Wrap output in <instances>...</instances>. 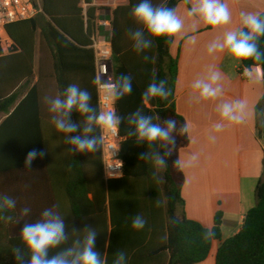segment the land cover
Listing matches in <instances>:
<instances>
[{"label": "crops", "instance_id": "0c3cea01", "mask_svg": "<svg viewBox=\"0 0 264 264\" xmlns=\"http://www.w3.org/2000/svg\"><path fill=\"white\" fill-rule=\"evenodd\" d=\"M129 2L130 0H93V6L114 10ZM196 2L197 0H187L177 5V15L184 21L185 28L170 45V54L179 60L175 87L176 111L186 120L189 139L188 146L178 151V160L187 161L192 155L198 156L194 166L180 168L184 179L181 196L185 204L178 213L184 212L188 219L197 221L208 229L213 228L215 216L221 213L222 239L226 240L241 231L246 214L257 205L255 190L264 177V80L261 68L259 73L256 67L252 68L251 79L242 77L239 74L241 61L235 60L227 52L210 57L207 47L211 41L222 39L224 31L239 27L241 11L263 14L264 0H224L229 6L232 20L223 30H213L198 17L188 16V8ZM80 7L84 11L87 9L84 3ZM109 14L111 12L100 16L99 25L101 21H110L107 18ZM41 23L44 25L43 20ZM193 25L196 28L194 32L191 30ZM108 32L109 28L104 26L98 31L105 36H108ZM74 34L85 44H90L88 35L77 30ZM187 36H195V43L185 45ZM6 37L14 47L7 31ZM46 43L47 54L43 59L38 32L32 86L39 82V69L44 67L45 75L40 91L43 101L41 111L35 117L31 113V117L26 115L23 119L20 116L14 121L9 120L15 108L10 113L0 114V126L3 124L0 194L17 200L16 211L5 212L4 215L16 216L19 209L25 206L32 209V216L27 221L15 224L3 219V228L13 227L20 234L25 223H34L43 209L55 205L65 216L70 234L72 230L80 232L89 228L96 229V249L106 258L112 236V218L103 155L98 150L95 153H73L70 150L72 146L66 142L64 135L58 133L52 125V114L48 111L45 97H54L63 92L57 80V60L53 58V46L48 41ZM7 46L4 43L2 47L6 54L11 51L7 50ZM213 66L222 73L224 95L215 101H198L192 95V83L205 78ZM94 71L95 61L92 63L89 60L74 59L69 62L67 72L68 85L75 83L88 90L93 105L96 99L98 102ZM27 91L19 95L15 106ZM233 100L245 103V122L226 125L220 132H216L214 125L220 122L218 105ZM144 105L149 108L147 102ZM130 109L133 110L132 104ZM142 109L140 105L139 110ZM82 120L83 117L80 116V123ZM23 130L30 131V141L22 140L20 134ZM213 136L214 140L211 139ZM27 146H31L30 149ZM33 150L45 155L43 158L38 156L31 167L26 168V157ZM114 191L117 193V187H114ZM130 195L132 196L125 193L126 203H130ZM129 206L127 209H130ZM162 209L161 202L159 210ZM77 235L80 233L73 234L72 238ZM130 241L133 239L125 240ZM162 242L163 237L159 234L156 243L161 245ZM220 244L221 241H214L208 258L200 264H215Z\"/></svg>", "mask_w": 264, "mask_h": 264}, {"label": "trees", "instance_id": "16d2710c", "mask_svg": "<svg viewBox=\"0 0 264 264\" xmlns=\"http://www.w3.org/2000/svg\"><path fill=\"white\" fill-rule=\"evenodd\" d=\"M137 2L138 0H130L128 5L111 10L107 7H94L93 0H41L42 13L39 17L8 25L6 31L13 40L14 47L6 54L0 44V114L10 113L15 108L9 120L14 121L20 116L23 119L26 115L31 117V113L35 117L43 107L40 91L45 75L44 67L39 69V82L32 86L38 32L43 59L47 54L46 41L53 46V58L57 60V80L63 92L68 86L69 62L74 59L89 60L92 63L95 61L92 40L90 44H85L74 31L83 32L92 39L96 32L102 30L98 22L100 16L111 12L107 17L111 21L107 37L113 46L115 80L120 74L131 75L133 92L116 102L117 115L122 118L118 129L122 138L124 175L120 179L108 181L112 236L105 258L107 264H113L114 255L121 250L128 256V264H200L208 258L216 240L221 241V244L215 264H264V177L255 190L257 205L246 214L241 231L226 240L222 239L221 213L215 216L212 229L188 219L184 212L178 213L185 204L181 196L183 174L177 167L178 151L189 144L188 135L180 134L187 126L186 120L176 111L175 106L179 60L170 54L171 42L163 39L154 41L152 48L146 53L150 57L147 62L134 51L129 33L138 27L131 15V9ZM153 2L176 9L180 2L187 0ZM82 3L87 6L86 11L80 7ZM260 48L264 51V40L261 41ZM246 67L252 69L257 66L253 61H241L239 71ZM259 68L264 80V64ZM94 77L96 80V71ZM153 79L167 82L171 91L167 101L159 98L143 100V93ZM24 91H27L25 97L15 106L16 100ZM145 102L149 108L145 107ZM131 104L133 110L130 109ZM140 105L144 114L152 115L161 124L165 120L176 123L173 134L175 143L170 147L168 167L158 174L163 177L162 182L155 178V170L150 163L140 159L141 154L148 151L147 146L137 144L135 137L128 135L133 129L127 123V118L139 110ZM93 107L99 111L97 99ZM71 117L74 123L81 126L82 131L80 116L73 112ZM29 132H21L23 141L32 139ZM96 134H100L99 130ZM98 151L102 153V148ZM160 151L163 155L164 150ZM2 156L3 124L0 126V175L3 174ZM114 187H117V193ZM125 193L132 194L130 203L125 202ZM161 202L163 209L159 210ZM128 205L130 209H127ZM136 215H142L147 221L142 231L132 228V220ZM209 230L214 236L205 239L204 234ZM159 234L163 237L161 245L156 243ZM19 237L15 228H3V219H0V264H15L11 249L22 247ZM131 238L133 241L125 242ZM54 254L49 253L50 256Z\"/></svg>", "mask_w": 264, "mask_h": 264}, {"label": "clouds", "instance_id": "9594fccd", "mask_svg": "<svg viewBox=\"0 0 264 264\" xmlns=\"http://www.w3.org/2000/svg\"><path fill=\"white\" fill-rule=\"evenodd\" d=\"M189 17H198L205 25L213 30L225 29L232 20L229 6L224 0H197L187 12ZM131 15L138 25L135 31L129 33L132 47L138 55H142L145 62L150 57L146 54L153 46L155 40L163 39L165 42H175L185 28L184 21L177 15L175 8L165 4H156L153 0H138L131 9ZM196 30L195 26L191 29ZM195 36H187L185 45L194 44ZM264 40V14L255 12H240L239 27L235 30L224 31L222 39H216L208 44L207 52L210 57L218 53L227 52L237 61H253L256 71L264 64V51L260 48ZM252 69L245 68V75L251 79ZM259 79L257 75L256 80ZM222 73L214 66L211 67L205 78L197 79L192 83V95L198 101H215L224 95L221 83ZM256 82V81H253ZM100 85L104 92L105 102L115 104L133 92V78L128 74H120L114 83L101 80L94 81ZM171 91L165 80H155L147 86L143 93V100L150 101L155 98L167 101ZM92 96L86 89L78 84H69L61 95L45 97L48 111L52 114L51 123L58 133H62L73 153H95L104 145L105 135L114 132L120 125L122 118L113 109L98 111L93 107ZM246 105L242 100L223 102L218 105L217 111L220 122L214 125L215 131L220 132L226 125H240L246 119ZM83 117L82 131L80 125L72 122L73 112ZM132 127L128 133L136 139L137 144L146 145L148 151L141 154L140 159L150 163L155 170L154 176L158 181L163 177L158 174L168 167L170 147L174 145V132L176 123L165 120L161 124L152 115L137 110L127 118ZM99 130L100 134L97 135ZM188 126L180 134H187ZM215 139V137H211ZM160 150H164L161 154ZM45 153L35 150L28 153L25 167L30 168L39 156ZM198 161L197 155H192L187 161H177V167H192ZM17 200L9 195L0 194V219H7L18 224L27 221L32 216V209L28 206L19 209L18 215H7L5 212H15ZM147 221L142 215H136L132 220V228L142 231ZM65 216L57 206L43 209L34 223H25L20 232L22 247L11 249L15 264H107L105 257L96 249V229H86L72 234L67 230ZM80 233L75 238L72 235ZM214 233L205 232L204 238L210 239ZM54 252V255H49ZM128 256L121 250L114 255L113 264H128Z\"/></svg>", "mask_w": 264, "mask_h": 264}, {"label": "built area", "instance_id": "2783aa9c", "mask_svg": "<svg viewBox=\"0 0 264 264\" xmlns=\"http://www.w3.org/2000/svg\"><path fill=\"white\" fill-rule=\"evenodd\" d=\"M42 13L41 0H0V44H8L7 50H13V44L6 37V27L8 25L28 21ZM100 26L111 27L110 21H101ZM6 37V38H5ZM8 40V41H7ZM91 48L95 55L96 78L115 82L113 46L109 37L96 32L92 36ZM242 77L245 69L239 71ZM98 109L107 111L113 109L117 114L116 103L109 105L105 102L104 92L100 85H97ZM122 138L117 129L105 135L102 155L104 162V174L107 181L120 179L124 175V164L121 157Z\"/></svg>", "mask_w": 264, "mask_h": 264}]
</instances>
